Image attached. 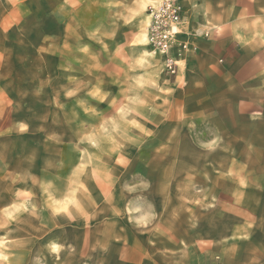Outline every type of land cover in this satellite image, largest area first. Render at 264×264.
Returning <instances> with one entry per match:
<instances>
[{"label": "crops", "instance_id": "0c3cea01", "mask_svg": "<svg viewBox=\"0 0 264 264\" xmlns=\"http://www.w3.org/2000/svg\"><path fill=\"white\" fill-rule=\"evenodd\" d=\"M161 1L0 0V73L50 40L58 51L92 50L98 33L131 44L132 23ZM178 1L179 39L196 52L144 108L152 122L129 144L137 156L120 168L105 156L74 187L27 191L44 198L13 221L11 264H264V0ZM34 15L53 31L18 45ZM49 195L74 200L56 212Z\"/></svg>", "mask_w": 264, "mask_h": 264}, {"label": "rangeland", "instance_id": "374dc122", "mask_svg": "<svg viewBox=\"0 0 264 264\" xmlns=\"http://www.w3.org/2000/svg\"><path fill=\"white\" fill-rule=\"evenodd\" d=\"M146 24L145 13L132 23L131 44L98 33L92 50L84 41L74 51H58L56 41L50 40L49 50L18 52L19 66L3 67L0 264H11L13 259V221L26 219L27 202L33 200L34 210L37 203L42 207L44 197L27 195V191L42 193V187H55L63 179L74 187L91 166L100 172L102 165L97 162L105 156L119 168L123 159L137 156L138 148L129 144L136 140L139 126L152 122L144 116V108L153 109L164 79L161 58L147 46ZM21 27L28 34L18 37V45L45 40L37 27L54 29L36 15L23 19ZM4 41L13 47V35ZM4 55L13 59V51ZM45 199L46 207L53 205L58 212L66 210L74 197L66 196L60 203L54 196ZM34 214L41 217L42 213Z\"/></svg>", "mask_w": 264, "mask_h": 264}, {"label": "built area", "instance_id": "2783aa9c", "mask_svg": "<svg viewBox=\"0 0 264 264\" xmlns=\"http://www.w3.org/2000/svg\"><path fill=\"white\" fill-rule=\"evenodd\" d=\"M185 9L178 0H162L146 9V41L151 54L161 58L168 81L178 76L180 62L196 52V47L179 39L183 35Z\"/></svg>", "mask_w": 264, "mask_h": 264}, {"label": "bare ground", "instance_id": "6f19581e", "mask_svg": "<svg viewBox=\"0 0 264 264\" xmlns=\"http://www.w3.org/2000/svg\"><path fill=\"white\" fill-rule=\"evenodd\" d=\"M145 39H146V34H145ZM145 39L142 37V41L144 42L145 41ZM147 40V39H146ZM147 42V41H146Z\"/></svg>", "mask_w": 264, "mask_h": 264}]
</instances>
